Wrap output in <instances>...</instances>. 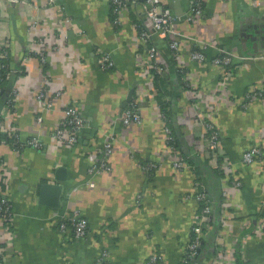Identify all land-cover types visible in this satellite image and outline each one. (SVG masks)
I'll return each mask as SVG.
<instances>
[{"label": "crops", "instance_id": "crops-1", "mask_svg": "<svg viewBox=\"0 0 264 264\" xmlns=\"http://www.w3.org/2000/svg\"><path fill=\"white\" fill-rule=\"evenodd\" d=\"M160 2L177 17L181 33L178 51L163 36L151 41L161 49L158 61L165 67L160 83L144 63L148 43L139 30L141 4L134 0H126L120 24L112 0L0 6V53L8 45L10 68L24 69L13 79L19 89L14 104L0 102V129L21 142L39 137L44 143L42 148L0 144L6 162L0 187L15 213L8 264H101L103 251L105 264H147L155 251L162 254L160 264H179L200 207L198 182L218 201L219 218L206 233L199 262H212L224 245L239 256L238 264H264V154L243 161L249 147L264 144V94L245 105L253 88H264V0H203L195 19L188 18L192 0ZM33 20L46 35L47 67L28 54L37 35L30 29ZM203 39L212 44L200 62L193 51ZM220 49L234 54L231 65L212 61ZM107 53L115 62L110 69L99 61ZM45 76L64 93L54 108L43 111L37 89ZM131 101L140 107L141 119L127 125L121 116ZM162 101L178 130L179 151L191 164L182 170L172 165ZM70 102L86 121L77 143L65 145L53 131ZM206 119L221 132L222 173L201 145ZM110 136L112 169H93ZM153 160L159 167L147 170L144 165ZM60 167L66 168L64 180L56 179ZM53 181L63 186L60 207L39 201L41 184ZM75 210L89 220L80 238L60 229L61 218Z\"/></svg>", "mask_w": 264, "mask_h": 264}, {"label": "built area", "instance_id": "built-area-1", "mask_svg": "<svg viewBox=\"0 0 264 264\" xmlns=\"http://www.w3.org/2000/svg\"><path fill=\"white\" fill-rule=\"evenodd\" d=\"M27 0H0V6L4 3H10L12 5L19 4ZM135 5L138 7L141 4L140 14L142 16L143 30H140V35L148 43V50L146 53V58L144 63L150 64L151 68H154L157 73L163 74L165 67L159 63V55L161 49L155 43H150L156 35L163 36L169 40L171 48L178 51L180 47V31L176 27L177 17L172 14L168 8H164L160 0H134ZM141 1V2H139ZM126 0H112L115 12V23H121V11L125 5ZM203 11V0H192L191 10L188 14L189 19H195L201 15ZM70 20V19H68ZM32 27L37 32L34 38V46L30 47L29 55L35 54L39 58L40 64L43 67L47 66L48 54H47V39L46 35L41 34L37 30V21L33 20L31 22ZM202 45L199 48H195L193 51V58L197 61H205L208 57L205 48L212 44L210 40H201ZM56 48L59 46L56 45ZM233 53L227 52L224 49L219 50V54L213 57L212 61L218 64L231 65L233 62ZM28 55H25L27 58ZM0 57L10 58L9 46L3 45ZM101 66L105 69H110L114 66L115 62L110 56V54H105L100 58ZM4 66L3 62H0V69ZM13 69V68H12ZM183 70V69H181ZM23 69H13V72H22ZM150 78L154 80V73H150ZM20 75V74H19ZM18 76V75H17ZM2 76L0 74V91L3 86L1 84ZM18 86L14 84L11 91V98L9 101L14 104L15 97L18 94ZM64 90L60 87H51V79L45 76L42 80L41 86L37 89V97L42 103L43 111L47 109H52L56 105V100L61 97ZM264 94V88H253L248 94V102L253 101L257 95ZM65 116L63 117L60 125L56 127L53 131V137L59 143L65 145H73L77 143L79 139V134L85 125V117L82 115L78 105L75 102H70L65 105L64 108ZM141 119L140 107L135 101H131L128 106L124 109L121 120L124 124H131L133 122L139 121ZM163 119L165 121V129L167 132V141L170 146L169 153L172 154V165L175 168L183 169L191 166V164L186 160V158L180 153L178 149L171 144L173 140V131L169 126L166 116L163 113ZM43 116H38V121H42ZM10 136H15L19 139L17 134H11ZM104 141V145L101 148V157L99 160L92 163V168L97 170L110 171L112 166L110 164V157L114 153V142L112 136ZM201 145L206 147L208 151L212 153L215 158L211 160H216L217 165H219V158L223 155V142L220 130L213 123L212 120L206 119L204 121V133ZM20 141V139H19ZM4 141H1L0 144ZM22 146H33L36 148H42L44 143L39 137H33L28 139L26 142H22ZM264 154V144H254L249 147L244 155L243 161L245 163H252L258 157H262ZM6 162L0 154V176L3 175V170L5 169ZM157 161H150L144 166L147 170L157 169L159 167ZM221 166V165H220ZM239 184L241 182H238ZM196 192V199L199 203L203 202V207L201 210L196 212L194 219L192 221V234L185 246L184 255L179 264H189L200 251L204 240L206 239V233L212 228V219L215 215V205L212 199L209 197V193L206 190V186L202 184V188H198ZM227 195V191L224 192ZM14 210L13 203L9 198V194L0 187V264H8L7 251L9 245L12 243L13 226H14ZM89 220L87 217L83 216L80 211L75 210L68 215L61 218L60 229L63 233L72 232L75 237L80 238L87 234L88 232ZM216 259L212 262L206 264H238L239 259L233 254V250L227 252L224 245L218 247ZM107 251H103L99 257V262L105 264V258L107 256ZM162 259V254L160 252H153L150 254L147 264H160ZM238 259V260H237ZM238 262H237V261ZM198 264H205L199 262ZM242 264H246L243 262Z\"/></svg>", "mask_w": 264, "mask_h": 264}, {"label": "trees", "instance_id": "trees-1", "mask_svg": "<svg viewBox=\"0 0 264 264\" xmlns=\"http://www.w3.org/2000/svg\"><path fill=\"white\" fill-rule=\"evenodd\" d=\"M113 10H114V5H113ZM143 23L142 22H140L139 23V30H143ZM150 43H151V41H150ZM0 62H3L4 63V66L0 69V74H1V76H2V80H1V84H2V86H3V88H2V90L0 91V102H2V100H3V98H6V100L7 99H10L11 98V91H12V88H13V86H14V83H15V81H14V83H13V79L15 78V77H17V75H19V74H23L24 73V69H23V71L22 72H19V73H15V72H13V69L12 68H10V65H9V58H5V57H0ZM47 67V66H46ZM151 71H153V73H154V81H156V82H158V83H160V82H164V77H162L163 76V74H161V73H157L156 72V70L154 69V68H152V70ZM159 88V92H158V94H159V96L160 97H163L162 96V94H163V92H162V94H160L161 93V88L160 87H158ZM12 104V103H11ZM161 108L163 109V111H164V114H165V116H166V118H167V122H168V124H169V126L172 128V131H173V140H172V142H171V144H173L174 146H175V148L176 149H178V150H181L180 149V142H179V134H178V130H176V128L173 126V124H172V122H171V120H169V119H171V117L169 116L170 114H169V111H168V103L167 102H165V101H162V103H161ZM0 139H1V141H4V142H8V143H10V144H13L15 147H20V146H22L23 145V143L21 142V141H19V139L17 138V137H15V136H10V133H9V131L7 130H2V129H0ZM185 156H186V154H185ZM225 156V152H223V155L219 158V161L220 162H222L221 160H223V157ZM192 162V161H191ZM219 162V163H220ZM193 163V162H192ZM193 165V164H192ZM215 169L218 171V172H221L222 173V171H223V169L221 168V166H220V164L219 165H217L216 167H215ZM225 172V171H224ZM223 172V173H224ZM199 179V178H198ZM198 187L199 188H202V184H201V182H198ZM206 190H207V192L209 193V197H210V199H212V201L214 202V205H215V208L218 206V201H214L213 200V197H212V193H211V190H210V188L207 186L206 187ZM203 202H201L200 203V207H199V211L201 210V208L203 207ZM216 214H217V212H216ZM214 215L213 216V219H212V225L214 224V225H218L217 224V222L219 221V218H218V215ZM14 227V226H13ZM192 229V228H191ZM194 235V233H193V231L191 230V234H190V236L191 235ZM206 239L204 240V242H203V244H202V247H201V249H200V251L198 252V254H197V256L189 263V264H198L199 263V261H200V259H201V253H202V249H203V247H205L206 246ZM238 257V259H239V256H237Z\"/></svg>", "mask_w": 264, "mask_h": 264}, {"label": "water", "instance_id": "water-1", "mask_svg": "<svg viewBox=\"0 0 264 264\" xmlns=\"http://www.w3.org/2000/svg\"><path fill=\"white\" fill-rule=\"evenodd\" d=\"M132 97V92L130 98ZM66 168L60 167L57 170L56 179L64 180ZM63 186L60 182H45L41 184L39 189V201L52 207H60L62 204Z\"/></svg>", "mask_w": 264, "mask_h": 264}]
</instances>
